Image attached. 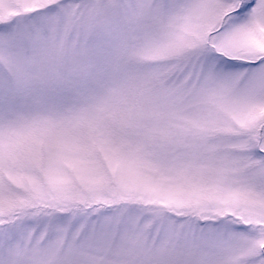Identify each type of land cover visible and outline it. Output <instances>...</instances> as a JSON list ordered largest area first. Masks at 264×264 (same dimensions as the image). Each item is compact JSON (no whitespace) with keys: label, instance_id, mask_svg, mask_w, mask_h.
Returning <instances> with one entry per match:
<instances>
[{"label":"snow or ice","instance_id":"6c2138e0","mask_svg":"<svg viewBox=\"0 0 264 264\" xmlns=\"http://www.w3.org/2000/svg\"><path fill=\"white\" fill-rule=\"evenodd\" d=\"M0 264H264V0H0Z\"/></svg>","mask_w":264,"mask_h":264}]
</instances>
